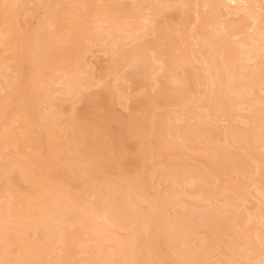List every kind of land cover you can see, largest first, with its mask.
I'll return each instance as SVG.
<instances>
[{"label": "bare ground", "instance_id": "obj_1", "mask_svg": "<svg viewBox=\"0 0 264 264\" xmlns=\"http://www.w3.org/2000/svg\"><path fill=\"white\" fill-rule=\"evenodd\" d=\"M0 264H264V0H0Z\"/></svg>", "mask_w": 264, "mask_h": 264}, {"label": "rangeland", "instance_id": "obj_2", "mask_svg": "<svg viewBox=\"0 0 264 264\" xmlns=\"http://www.w3.org/2000/svg\"><path fill=\"white\" fill-rule=\"evenodd\" d=\"M122 113H124V112L122 111Z\"/></svg>", "mask_w": 264, "mask_h": 264}]
</instances>
